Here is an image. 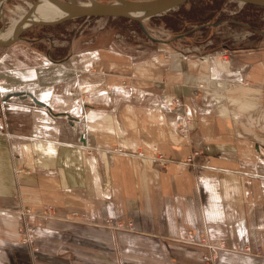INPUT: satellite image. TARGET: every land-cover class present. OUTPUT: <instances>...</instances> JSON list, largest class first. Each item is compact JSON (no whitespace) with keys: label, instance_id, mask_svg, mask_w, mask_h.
I'll return each mask as SVG.
<instances>
[{"label":"crops","instance_id":"obj_1","mask_svg":"<svg viewBox=\"0 0 264 264\" xmlns=\"http://www.w3.org/2000/svg\"><path fill=\"white\" fill-rule=\"evenodd\" d=\"M98 19L0 48V264H201L186 233L264 264V41L183 60Z\"/></svg>","mask_w":264,"mask_h":264},{"label":"rangeland","instance_id":"obj_2","mask_svg":"<svg viewBox=\"0 0 264 264\" xmlns=\"http://www.w3.org/2000/svg\"><path fill=\"white\" fill-rule=\"evenodd\" d=\"M76 1L80 4H86L88 2V0H76ZM96 1L111 2L112 0H96ZM135 1H146V0H135ZM33 2L34 0L5 1L2 4L0 11V14L4 17V21H5V29L1 34L6 33V31L9 30V28H11L12 25L11 19L16 16L15 15L16 9L21 8L25 11H28L30 5H32ZM217 5L218 7L216 6V8H214L213 10H207L203 15L202 21L207 23L196 26L187 25L185 28L187 32L179 33V34H173L169 30L165 29L159 20L151 21L150 19L142 23L143 28L147 33L143 31L140 25H135L134 23H131L132 21L129 20L127 22H121V21H117L116 19H114L115 21H111L112 19L99 18L98 20L101 21H99L98 23L96 22V24L94 23V25L102 28L109 23L112 27L114 26V29L118 33L119 37L121 36V38H123L124 41L130 43H135V44L146 43L148 45L149 44L156 45L158 43L161 44L162 43L161 41L163 40L164 42L167 41V43L175 45L177 48L180 49V51H182L179 52V56L183 60H186L188 55H199L198 58L200 59V61L205 62L208 60V55L210 53H215L220 56L226 55L227 57H229L232 54V51L234 50L236 51L256 50L260 48L262 42L264 41V11L260 9L257 10L254 8H244L242 4L227 0L218 2ZM204 6L205 5L203 0H192L189 4L185 6V9L187 10L188 8L192 7L197 10H200L203 9ZM82 22H84V19L72 20L64 23L63 25L62 24L57 25L59 27L54 28L52 30L41 29V27H29L21 34V39L19 41L27 37L29 40L33 38L34 39L41 38L43 34L47 32L52 33L53 36L57 37L59 36L60 33H62L64 28L70 29L74 27L76 29L78 27L84 26ZM1 27H2V20L0 19V28ZM31 28L34 29L30 31ZM7 37L8 36H4L1 37V39L4 40ZM202 84L204 89L199 87L201 85V81H200L195 89L193 99H198L200 96H202L206 87L205 82H203ZM178 103L179 104L176 107H179L181 105V102L179 100ZM0 136H6V134L1 129H0ZM192 163L193 161L190 164ZM21 214L25 215L28 213L25 210ZM71 214H69L68 216L69 221L71 222H78L81 219H84L85 217L82 214L76 213L77 216H71ZM105 219L112 220L111 218H105ZM104 220L101 224V227L114 232H121V231L126 232L127 230L130 231L132 228V222H127V226L124 228L120 222H113L112 220L110 225H108L105 223ZM129 223L131 224V226L129 225ZM107 226H111V227H107ZM22 231L24 233V237L20 239V242L23 244H27L31 247L32 245L35 246L36 235L34 230L32 228H27V229H23ZM188 234L192 236L191 243L188 242V238H187ZM24 240H26L25 243L23 242ZM201 240L202 239L200 238L199 241H195L192 233H186L185 240L183 241V243L187 244L188 246L201 248L202 249L201 264H206V262L203 260V256H205L206 254L209 255L208 253L209 250L200 243ZM204 240L206 241V239ZM207 243L210 244L209 242ZM208 264H213L212 259L211 261L208 262Z\"/></svg>","mask_w":264,"mask_h":264},{"label":"water","instance_id":"obj_3","mask_svg":"<svg viewBox=\"0 0 264 264\" xmlns=\"http://www.w3.org/2000/svg\"><path fill=\"white\" fill-rule=\"evenodd\" d=\"M7 0H0V11L2 4ZM190 0H112L111 2H99L88 0L86 4H80L76 0H34L28 11L13 26L11 33L6 39H1L0 48H7L21 39V34L29 27H54L63 23L90 18H123L139 23L143 28V22L153 17L161 16L169 11L175 10ZM242 5H250L264 9V0H227ZM54 7L61 12V16L55 19H41L35 17L34 12L41 5ZM2 27L0 35L5 29L4 17L0 14ZM148 35V34H147ZM18 95V94H16Z\"/></svg>","mask_w":264,"mask_h":264},{"label":"trees","instance_id":"obj_4","mask_svg":"<svg viewBox=\"0 0 264 264\" xmlns=\"http://www.w3.org/2000/svg\"><path fill=\"white\" fill-rule=\"evenodd\" d=\"M192 0L188 1L187 3L183 4L182 6L178 7L175 10L169 11L161 16L153 17L150 20H159L160 23L163 25V27L173 34H179V33H184L187 32L185 30L187 25H203L207 22L202 21L203 20V15L207 10H213L218 7V2H222L225 0H203L204 1V8L197 10L195 8H188L187 10L185 9V6L189 4ZM244 8H254V9H260L264 11L262 8H257L254 6L250 5H243ZM93 19V18H90ZM110 19V18H109ZM117 21L121 22H127V19L123 18H116ZM134 23L135 25H139L137 22H131ZM59 26H54V27H42L41 29L45 30H52L54 28H57ZM202 29V28H201ZM203 30V29H202ZM253 32V31H252ZM249 49V48H248Z\"/></svg>","mask_w":264,"mask_h":264},{"label":"bare ground","instance_id":"obj_5","mask_svg":"<svg viewBox=\"0 0 264 264\" xmlns=\"http://www.w3.org/2000/svg\"><path fill=\"white\" fill-rule=\"evenodd\" d=\"M26 12L27 11L21 8H17L16 13H15L16 16L11 19V22H12L11 28H9V30H7L6 33L2 34L1 37L9 36V34L12 31L13 26L23 17V15ZM34 14L36 15L35 17L46 19V20L55 19L61 16V12L59 10H57L54 7H50L48 5H44V4L39 6L37 10L34 12Z\"/></svg>","mask_w":264,"mask_h":264},{"label":"built area","instance_id":"obj_6","mask_svg":"<svg viewBox=\"0 0 264 264\" xmlns=\"http://www.w3.org/2000/svg\"><path fill=\"white\" fill-rule=\"evenodd\" d=\"M200 88H203V84L201 83V85L199 86ZM204 89V88H203ZM179 103H178V100H173L172 101V105L173 106H177ZM115 152L119 151V150H114ZM139 157H142V154H137ZM198 155V153H194L192 156L188 157L187 160H186V163L190 164L193 160H194V157ZM156 160H158L162 165L165 164V159L162 157V156H158L156 158ZM27 213H29L28 210H26ZM71 216H77L76 213H72ZM106 224L110 225V223L112 222V220L110 219H105L104 220ZM129 225L131 226V224L129 223ZM107 227H111V226H107ZM187 238H188V242L191 243V239H192V236L190 234L187 235ZM27 240V239H26ZM26 240H24L23 242L25 243ZM28 241V240H27ZM200 243L206 247L209 251H213L216 247L214 245H210L208 244L203 238L202 240L200 241ZM217 247H223V243L219 244ZM213 255L209 254V255H205L203 256V260L206 262V264H208L209 261H211V259H213Z\"/></svg>","mask_w":264,"mask_h":264}]
</instances>
